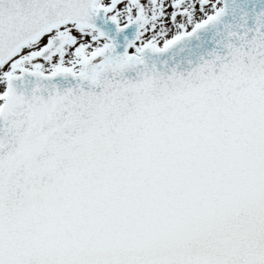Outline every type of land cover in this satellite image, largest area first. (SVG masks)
<instances>
[{
    "label": "snow or ice",
    "instance_id": "1",
    "mask_svg": "<svg viewBox=\"0 0 264 264\" xmlns=\"http://www.w3.org/2000/svg\"><path fill=\"white\" fill-rule=\"evenodd\" d=\"M0 264H264V0H0Z\"/></svg>",
    "mask_w": 264,
    "mask_h": 264
}]
</instances>
